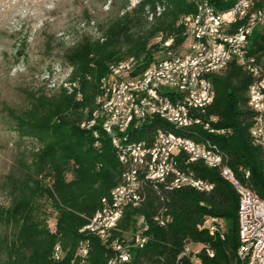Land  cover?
<instances>
[{"label": "trees", "instance_id": "1", "mask_svg": "<svg viewBox=\"0 0 264 264\" xmlns=\"http://www.w3.org/2000/svg\"><path fill=\"white\" fill-rule=\"evenodd\" d=\"M210 1L216 9L223 10L236 0ZM249 1L252 9L264 11V0ZM128 6L125 0L113 14L97 23L98 36L83 37L65 51L63 61L69 72L64 81L46 91L41 87L29 91L25 108L12 114L18 137L31 139L33 145L27 151L23 173L5 177L10 204L0 209V223L10 224L13 232L11 237L0 235V264H106L111 255L108 241L128 234L137 215H144L148 222L147 241L133 248L131 258L124 264H244L235 256L239 244L236 189L220 176L217 167H207L200 160L186 162L187 155L178 151L176 157L174 148V158L194 170L196 177L211 182V191L185 185L170 190L160 185L154 189L142 182L139 190L146 193L144 202L125 209L119 227L117 224L107 241L79 231L101 207V199L119 183L122 170L110 137L99 121L87 125L97 106L100 79L109 74L113 62L130 56L135 59L136 69L131 77L141 74L163 56L162 42L170 36L172 48H185L188 37L182 18L195 9L190 0H139ZM245 20L231 25L229 31L246 24ZM245 47L248 65H255L259 76H264V27L252 30ZM254 77L246 65L233 58L222 70L209 75L212 101L195 114L209 121L211 127L227 128L228 132H211L201 124L176 129L155 117L129 133L135 139L150 141L154 129L160 127L195 140L209 139L219 147L240 181L264 198V144L254 142L250 133L256 113L246 96ZM244 169L249 172L247 177ZM69 171L71 177L67 178ZM47 201L56 212L54 230L47 227L42 209ZM160 210L165 218L161 225L153 218ZM210 216L224 223L223 238L213 236L206 226L200 227ZM80 239L88 240V254L72 260ZM57 242L63 251L55 259L52 254ZM186 243L202 247L195 261L181 254ZM205 247L212 250V255L206 253Z\"/></svg>", "mask_w": 264, "mask_h": 264}, {"label": "bare ground", "instance_id": "2", "mask_svg": "<svg viewBox=\"0 0 264 264\" xmlns=\"http://www.w3.org/2000/svg\"><path fill=\"white\" fill-rule=\"evenodd\" d=\"M190 1L194 3L195 9L193 12L183 15L182 18L184 22L185 16L186 25H184V32L186 37H188V43L186 46H193L195 37H202V30H204V35H211L212 26H214L216 31L226 34L223 37V41H221V47H217L216 59L215 53H206L203 55V59H201V51H206V42H199V51H193V54H186V62H188L186 66L185 60H178V68H185V80L179 78H172L169 80V76L173 75V68L177 66L176 54L172 53H180V50H178L179 48H172V40L166 39L162 42V45L164 46L163 56H168V61H159L158 65L157 60L151 63L141 74H137L134 77H127V74H119V79L110 80L112 72L120 71L124 63L132 64V69H134L135 59L130 56L125 60L115 63L113 62L109 66V74L107 73L108 75L100 79V88L96 96L97 106L87 125L89 126L96 121H99L98 123H100L101 127L110 137L118 161V155H125V145H122L120 141L138 144L145 140L133 138L130 135L129 130L131 131L133 128H137L142 122L149 119V115L163 119L176 129H186L197 124V117L199 116L196 115L195 112L198 113L204 111L205 107L211 103L213 98V86L209 78L210 73L222 70L232 58L234 59V55H230L233 52L232 41L237 39V42H244L245 47L253 28L264 25V11L252 9L249 0H236L231 6L223 10H218L213 6L212 14H219L220 19H212V22H205L203 8L207 3V0ZM236 3H243L244 9L235 8ZM156 10V13L158 14L160 12V7H157ZM151 16L152 14H150L148 18L151 19ZM243 19H246V24L239 25L233 32L229 31L231 25L238 24L239 21ZM157 40H161V37L158 36ZM254 68L259 73V69L257 67ZM200 69H202L203 72V88L207 96V98L203 99L199 98V96L193 91V88L187 87L185 84V81H193V73ZM248 69L250 70V68ZM250 71L253 74V71ZM120 81H126V87L138 86L141 82H147L148 90L153 92V96H156L161 104H140L138 102H131V118H125V129L123 130L120 128V119H113L112 121L105 123V120H109L112 117V110H114L115 117H122V108H129L130 106V99L127 98V91H125L123 82ZM160 83H165V86L160 85ZM246 96L249 106L255 110V101L250 100L249 87ZM117 102H120V106H117ZM187 112L191 113L192 116H195L188 119V126L176 125V120H178L179 117L180 119H187ZM133 123H137V125L133 127ZM258 129H264V115H259ZM250 133L254 140L252 127ZM163 136L174 137L177 138L178 141L187 142L190 145V147H182L179 149V151H182L187 155L188 159L186 162L200 160L204 165L208 166L207 157L202 155V153L195 151V149H210L221 155L218 159L210 160L209 167L222 169V167L227 166L225 156L220 151L219 147L211 140H195L191 137L177 135L157 127L151 134V140L149 141V143H152L154 149H152L151 145H144L142 151L139 152V159L142 163L141 167H138L137 161L121 160V162H119L122 166L119 183L110 190L107 197L101 199V207L96 209L92 214L93 220H87L79 229L80 232L95 235L104 241L108 240L109 234L117 224H103V220H105L106 216L107 201L112 200V195H114L115 191L123 186L130 187V192L135 195H142L139 190L142 182L150 184L154 189H158V187L162 185L165 189L170 190L173 189L176 184L177 188L185 185L198 191H208V189L210 190L213 187L211 182L199 177H196V179H201V186L197 183H191V179H184L183 181L177 182V170L181 173H192V171L189 168L182 166L179 161L174 158L171 151L173 148L175 149V145L165 144ZM254 142L264 144V133H255ZM162 157H164V167L168 172V176L165 177L157 175V170H152V162H160V158ZM231 173L234 174L235 179H237L239 189H236V192L238 197H240V189H242L247 193L249 198H254V200L264 204V198H261L254 190L244 185L232 169ZM140 203L141 200L124 202L123 206H120L119 208V217L123 215L127 207H137ZM163 213L164 212L160 210L153 217L154 220L156 222L157 220H165ZM237 216L239 224V244L237 249H242L240 261L244 264H248L254 260L253 246H249V239L243 238L240 209H238ZM140 219L146 220V217L144 215H137L135 221L133 220V227L136 226L137 220ZM204 226L209 229V217L206 218L204 224L200 227ZM147 230L144 232V240L147 239ZM129 231H127V233ZM118 241L119 236L112 237L108 241L107 246L111 249V255L108 257L106 264H113V261H120V253H118L117 248H115V244H117ZM144 244L145 242H142V246ZM184 246H187V243L184 244ZM62 251L61 243H55L52 254L53 257L58 259L61 256ZM87 254L88 248H86V251H80L78 258H84ZM181 254H183V252ZM256 260H264V253H256Z\"/></svg>", "mask_w": 264, "mask_h": 264}, {"label": "rangeland", "instance_id": "3", "mask_svg": "<svg viewBox=\"0 0 264 264\" xmlns=\"http://www.w3.org/2000/svg\"><path fill=\"white\" fill-rule=\"evenodd\" d=\"M138 1L128 0V7ZM124 2L0 0V209L10 204L5 177L23 173L27 151L33 145L31 139L18 137L12 114L25 108L29 91L40 87L46 91L64 81L69 72L63 61L65 51L83 37L98 36L97 23ZM65 175L70 178L71 172ZM42 209L47 227L54 230L56 212L49 201ZM12 232L10 224L0 223V235L11 237Z\"/></svg>", "mask_w": 264, "mask_h": 264}, {"label": "built area", "instance_id": "4", "mask_svg": "<svg viewBox=\"0 0 264 264\" xmlns=\"http://www.w3.org/2000/svg\"><path fill=\"white\" fill-rule=\"evenodd\" d=\"M213 4L210 0H207L203 11L205 16V22H212V19H220L219 14H212ZM235 8L244 9L243 3H236ZM183 25H186L185 16ZM254 29V28H253ZM226 34H223L219 31H216L214 26H212L211 35H204V30H202V37H195V41L193 46H186L184 49L180 50V53H172L176 54L177 66L173 68V75L169 76V80L172 78H179L185 80V68H178V60H185V66L188 62H186V54H193V51H199V42H206V51H201V59H203V55L206 53H215L216 59V50L217 47H221V41H223V37ZM168 40H173L170 36ZM167 42V41H166ZM233 43V52L230 55H234V59L241 63L242 65H246L250 70L253 71V75L255 76L252 82L249 84L250 88V100L255 101V113L256 117L254 119V123L252 125V132L255 140V133H264V129H258V115H264V77L259 76L258 71L253 67L249 66L245 56L247 49L244 47V42H237V39L232 41ZM159 61H168V56H162L158 58ZM136 73V69H132V64H123L120 71L112 72L111 79H119V74H127V77H131ZM150 81V76H149ZM123 82V86H125V91H127V98L130 99L129 108H122V117H115L114 110H112V117L109 120H105V123L108 121H112L113 119H120V128L125 129V118H131L130 115V107L131 102H138L140 104H150V103H159V100L156 96H153V92L148 90L147 82H141L138 86L126 87V81ZM187 87L193 88V91L199 96V98H207L205 94V90L203 88V72L202 69L197 70L193 73V81H185ZM160 85H164L165 83H160ZM161 105V104H160ZM117 106H120V102H117ZM192 116L191 113L187 112V119L176 120V125L188 126V119ZM155 118L149 115V120ZM197 124H201L204 129H209L211 132L217 133H225L228 132L227 128H213L209 124V121H202L201 117H197ZM137 123H133V127H135ZM165 144H173L176 149V157L177 152L182 147H190L187 142H180L177 138L174 137H164ZM122 145H125V155H118L119 162L121 160H131L137 161L138 167H141V162L139 159V152L142 151L144 145H151L149 143V139L143 140L142 143L131 144L126 143L124 141H120ZM152 149L153 146H152ZM195 151L202 153V155L206 156L209 162L212 159H218L221 155L219 153H215L214 150H201L195 149ZM152 170H157V175L160 176H168V172L164 167V157L160 158V162H152ZM220 176L227 180L234 189H239L237 184V179H235L234 174L231 173V167L227 163L226 167H222V169H218ZM244 177H247L249 172L247 169L243 170ZM151 178V177H149ZM184 179H191V183H197L201 186V179H196V174L193 170L192 173H181L177 170V182L183 181ZM177 188V184L173 189ZM208 189V188H207ZM208 191H211L208 189ZM146 197V193L142 192V195H135L130 192V187H121L115 191L114 195H112V200L107 201V210L105 220H103V224H118L122 219L119 217V208L123 206L124 202H129L131 200H141V203L144 202ZM238 209L241 210V227L243 229V238L249 239V246H253L254 252V260L248 264H264V260H256V253H264V204L261 202L254 200V198H249L247 193L240 189V197H238ZM87 220H93L92 215L87 218ZM165 220H157V224H164ZM53 230V226L50 228ZM147 230V220L140 219L137 220V224L135 227L130 228L129 234L119 235V241L115 244V248H117V252L120 253V261H113V264H124L131 258V250L133 248L142 247V242H146L144 240V232ZM208 231L215 237L223 238L224 236V223L222 220L215 216L209 217V229ZM86 248H89L87 239H80L74 248V252L72 255V260L75 259L76 256L79 255L80 251H86ZM202 249L201 246L196 244L187 243V246H183V255H186L188 258H194L196 254ZM110 250V248H109ZM205 251L207 254L212 255V250L208 247H205ZM242 253V249H236V258L240 262V256ZM64 255H62L63 257Z\"/></svg>", "mask_w": 264, "mask_h": 264}]
</instances>
